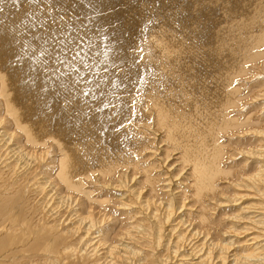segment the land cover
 Masks as SVG:
<instances>
[{"label":"bare ground","instance_id":"bare-ground-1","mask_svg":"<svg viewBox=\"0 0 264 264\" xmlns=\"http://www.w3.org/2000/svg\"><path fill=\"white\" fill-rule=\"evenodd\" d=\"M260 73L264 0H0L8 264H264Z\"/></svg>","mask_w":264,"mask_h":264},{"label":"rangeland","instance_id":"rangeland-1","mask_svg":"<svg viewBox=\"0 0 264 264\" xmlns=\"http://www.w3.org/2000/svg\"><path fill=\"white\" fill-rule=\"evenodd\" d=\"M260 75H262L261 73H260ZM260 75H255L257 78L256 79H258L259 77H260ZM262 78H264V75H262L261 76ZM258 88V87H257ZM257 89H255V91H256ZM252 95V97H253V94H251ZM256 98V97H255ZM243 109H245V111L247 110V108L245 107H243ZM245 111L243 112V113H245ZM224 140H225V138H224ZM226 141V142H225ZM224 142L225 143H228V141H227V138H226V140H225ZM231 147H233V146H231ZM231 147L230 146H226V148H230L231 149ZM234 148V147H233ZM49 154H51V153H49ZM48 160H50L51 158H50V156H48V158H47ZM154 171H156V170H152L151 172H154ZM138 186H140V184L138 185ZM11 191H12V189H11ZM13 191H14V189H13ZM18 192H22V193H24L26 196H27V192H25V191H23L22 189H20V190H18ZM1 193V192H0ZM33 194H35V193H33ZM38 195H39V197H38ZM34 199H30L31 198V195H30V198L28 199L29 201H26V203L24 204V205H26L27 203H28V205H30V206H35L34 205V202L35 201H38V203L41 201V199L43 198V195L41 194V193H38V194H36V195H34V196H32ZM42 197V198H41ZM12 200L13 201H11V202H13V203H15L14 201H16V202H18L19 203V205L21 204L22 205V203L19 201L20 200V193H17L16 195H14V196H12ZM37 200H36V199ZM41 198V199H40ZM38 199H40V201L38 200ZM40 204V203H39ZM19 209H20V206L18 207ZM19 209H17L18 210V212H19V214H18V212L17 213H15L16 214V216H18V219L20 220L21 218H20V216H21V213H22V209H20V211H19ZM14 210H16L15 208H14ZM13 218H14V216H13ZM9 223H11L10 221H8L7 220V225L9 224ZM64 223H65V221H64ZM61 225V224H60ZM59 225V226H60ZM17 227V228H16ZM21 227V228H20ZM18 226V222H16L15 223V225H14V228H12V232H11V235H12V237H13V239L15 240V242L16 241H19V244H17V246H21V242L22 241H26L28 238H30V237H32V235L30 234V232L28 233L27 231H25L24 230V228L22 227V226ZM67 227L69 228L70 227V224H68V225H62L61 226V231L63 232V230H66L67 229ZM18 229V230H17ZM24 230V231H23ZM17 231V232H16ZM20 232V233H19ZM28 234H30V235H28ZM45 239V237H43L42 238V240H44ZM39 243H37V244H35L33 247H36V246H38V247H42L43 245H44V243H42V244H40V245H38ZM32 247V248H33ZM34 252H32V251H27V252H24V254L25 255H27V256H30V255H32ZM37 253H41V254H43V256H46V255H48V254H50L51 255V253H48V252H45L44 251V249H43V251L42 250H40V251H37ZM68 253V252H67ZM67 253H59V252H57V254H58V256H59V259H61V258H65L66 260H65V262H64V264H67V262L68 261H71V260H69L70 258H69V253L67 254ZM0 258L1 259H3L4 261H1L0 262V264H8V258H10V256H11V254H10V252L9 251H6V249H0ZM2 254H4V255H2ZM16 255H22V253L21 252H19V254L18 253H16ZM24 255V256H25ZM67 255V256H66ZM46 257H49L48 259H51V257L50 256H46ZM68 259H67V258ZM58 259V258H57ZM58 259V260H59ZM23 260H25V262L28 260L27 258H23L22 259V261ZM43 260V259H42ZM22 261H20L18 264H24ZM59 262V261H58ZM58 262L57 263H55V264H58ZM60 262H62V261H60ZM59 262V263H60ZM73 263V262H72ZM9 264H13V263H9ZM15 264H17V263H15ZM44 264H50V263H44ZM74 264V263H73ZM75 264H78V262H76L75 261Z\"/></svg>","mask_w":264,"mask_h":264},{"label":"snow or ice","instance_id":"snow-or-ice-1","mask_svg":"<svg viewBox=\"0 0 264 264\" xmlns=\"http://www.w3.org/2000/svg\"><path fill=\"white\" fill-rule=\"evenodd\" d=\"M146 2H147V0H146ZM84 40H85V37L81 36L78 41H74L76 47H75V49L72 50L73 59L80 57V52L82 51ZM137 51H141V50L137 49ZM68 52H69V49L65 48L64 53L67 54ZM56 62L62 63V61H60V59H59V53L57 54ZM85 66H87V65H85Z\"/></svg>","mask_w":264,"mask_h":264}]
</instances>
